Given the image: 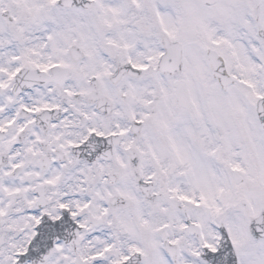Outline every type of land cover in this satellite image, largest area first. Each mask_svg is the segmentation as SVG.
I'll return each mask as SVG.
<instances>
[{
    "label": "snow or ice",
    "instance_id": "obj_1",
    "mask_svg": "<svg viewBox=\"0 0 264 264\" xmlns=\"http://www.w3.org/2000/svg\"><path fill=\"white\" fill-rule=\"evenodd\" d=\"M0 264H264V0H0Z\"/></svg>",
    "mask_w": 264,
    "mask_h": 264
}]
</instances>
